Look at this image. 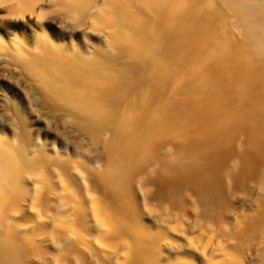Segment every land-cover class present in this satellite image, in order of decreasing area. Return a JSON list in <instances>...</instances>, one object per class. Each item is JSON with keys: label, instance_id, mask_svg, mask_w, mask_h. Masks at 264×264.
<instances>
[{"label": "bare ground", "instance_id": "obj_1", "mask_svg": "<svg viewBox=\"0 0 264 264\" xmlns=\"http://www.w3.org/2000/svg\"><path fill=\"white\" fill-rule=\"evenodd\" d=\"M47 4L0 55L70 145L2 116L0 264H264V0Z\"/></svg>", "mask_w": 264, "mask_h": 264}, {"label": "rangeland", "instance_id": "obj_2", "mask_svg": "<svg viewBox=\"0 0 264 264\" xmlns=\"http://www.w3.org/2000/svg\"><path fill=\"white\" fill-rule=\"evenodd\" d=\"M48 1L43 0L39 4V8L42 9V17L36 19L35 17L28 18L29 14H27L28 12L24 6L8 12L5 8L6 4L0 0V47L9 46L14 43L19 44V40H22L25 36L38 32H44L47 35L53 36L62 34L64 32L63 25H59V22H61V18L63 19L64 14L47 8ZM17 77L18 73L12 71L10 61L8 59L3 60L0 55V130L2 131L4 125L2 116L8 113L18 119H24L29 129L32 130L31 132L36 134V138L38 137L39 143L45 141L54 146L59 144L64 146L70 145L60 128L56 127L55 124H53L55 127L52 126L51 123H48L49 120L40 113L41 107L44 106L42 100L32 97L25 90L23 91L22 86L17 82ZM206 243L207 239L204 238L197 247L201 250L206 246ZM180 256L188 259L190 262L198 260L195 257L196 255L185 257L182 254Z\"/></svg>", "mask_w": 264, "mask_h": 264}]
</instances>
